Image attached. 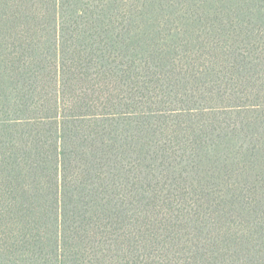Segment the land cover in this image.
Instances as JSON below:
<instances>
[{"label": "trees", "instance_id": "obj_1", "mask_svg": "<svg viewBox=\"0 0 264 264\" xmlns=\"http://www.w3.org/2000/svg\"><path fill=\"white\" fill-rule=\"evenodd\" d=\"M0 264H264V0H0Z\"/></svg>", "mask_w": 264, "mask_h": 264}]
</instances>
